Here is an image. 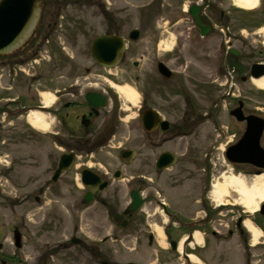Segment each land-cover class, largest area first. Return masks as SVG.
<instances>
[{"label":"flooded vegetation","instance_id":"1","mask_svg":"<svg viewBox=\"0 0 264 264\" xmlns=\"http://www.w3.org/2000/svg\"><path fill=\"white\" fill-rule=\"evenodd\" d=\"M22 1L0 0V23L4 24L8 23V19L12 17H27L28 20L36 18V16L28 15V10L29 14L31 9L41 10V15L34 27L24 32L25 40L20 47L9 54H0V73L5 77L4 87L0 83V88L6 93L0 98V130L12 126L7 118L11 119L14 116L15 120L23 122L26 137L35 139L37 191L40 195L36 202L40 207L45 204L44 199L48 194L52 196L79 195V199L75 200L70 207L73 215L74 212L94 211V218H98L93 220L96 225L101 228H113L110 235L98 239L96 244H91L87 238L76 237L75 234L79 232L82 225V221H78L74 235L67 242L62 244L57 242L51 247H46L41 253L40 264H46V251L52 255L62 253L65 258L63 264H121L118 259L122 254L125 235L143 237L146 231L140 229L142 220L138 219L150 200L144 194L146 180L151 182L154 176L160 177L180 163L181 159L177 152L165 147L197 135L198 126L202 122V117H198L199 98L204 96V90H207L206 94H209L208 90H210L209 82L204 81L205 67L209 68L214 62L221 64L222 68L225 67L232 83L228 96H235L234 86L237 84L244 86V100H237V106L239 102H242L244 118H258L264 125V107L256 106L264 105V90L255 85V81L264 78V36L258 34L264 27V0H259L257 11L245 13L246 35L243 39H236L235 34L228 28L229 46L226 48L223 43L221 49L217 45L207 43L218 36L214 26L218 19V6L214 3L217 0H193L188 10L183 9L195 26L189 29L191 33L189 30L187 33L186 54L181 57L173 52L162 58L159 57L160 33L151 29L150 41L153 45L145 49L150 51L151 68L145 73L141 71L142 61L136 57L139 54L137 46L146 39L144 30L131 29L126 32L125 37L123 36L124 28L119 26L121 23L119 18L146 17V15L149 16V12L156 13V8L161 12L162 8L166 7V0H111V2L110 0H83L81 5L85 9L89 12L95 10V17H103L109 21V27L100 36L119 37L126 42L122 60L117 62L115 68L108 69L94 60L90 54L91 65L85 66L75 56L72 59L66 58L61 53L66 49L62 43H59L60 49L55 52L56 57L53 61V74L36 75L31 78L32 85L28 88V93L33 90L34 83L35 86L30 100L27 98L28 94H23L21 90L26 89V85L23 87L20 84L22 74H25V69L30 63L38 62L36 57L40 55L46 43H49L50 37L58 31L59 19L62 17L60 9L67 4L75 7L82 0H68V2L66 0H30L31 5L24 4ZM138 1L147 5L136 11L130 7L125 9L119 7L123 6V2L128 4L129 2L138 3ZM227 16L229 13L222 12L219 18L228 20ZM196 17L200 26L196 22ZM135 30L139 32L138 42L130 43L129 36ZM75 31L81 33L80 30ZM9 32L7 28H0V36H5ZM227 34L224 32V36ZM253 37L257 39L253 40ZM4 40L8 39L4 38ZM255 43L259 46H254ZM4 47L7 49V46H3L0 42V50ZM141 56L146 57V55ZM128 60L131 61L136 72L133 91L138 100V105L130 103L131 107H128L119 95L116 88L120 86L115 84L130 81V79L124 80L117 72ZM174 63L180 65L183 73L171 67ZM163 68L167 72H164ZM113 71L117 73L113 74ZM211 86L214 88L213 85ZM170 94L183 96L186 103L184 107L188 108L185 115L180 109L176 110L177 107H168L167 97ZM237 106L229 114L234 123L240 126L241 131L239 137L235 138L227 149L234 148L245 131L252 127L248 121L240 123L231 115ZM133 110L135 111L132 112ZM128 112L134 115L131 122L127 121ZM32 119L44 125L45 128L34 129L31 125ZM259 146L264 150V133ZM260 148L250 146L246 150L250 154L258 155ZM165 154L169 155L168 159L162 163L159 162ZM172 161L174 164L171 165ZM133 165H136L140 172L131 178L130 200L123 208V203L119 201L121 190L115 187V183L122 181L124 172ZM161 165L166 167L160 168ZM233 165L237 171L248 174V177L257 178L260 173L264 174L262 168ZM59 170L61 174L57 182L53 183ZM149 171L150 176H145L144 173ZM85 174L88 176L86 182L83 180ZM186 174L182 173L181 177ZM108 191L112 194H107ZM132 192H135L142 201L141 207L135 211L132 210ZM156 200L164 214L176 221L174 228L177 227L181 231H183L181 228L184 230L189 228L192 233L194 228L202 226L205 222L202 219L198 223L186 224L180 218L175 219L176 216L170 213L166 203L157 198ZM258 218L263 219L261 214H258ZM54 223L60 226L62 221L58 219ZM263 227H260L262 231ZM160 229L170 245L167 250L175 256L180 255L178 247L173 250L171 246L173 243L179 245L181 242L179 235L172 231V226ZM155 239L156 236L149 233L147 238L149 248L154 246ZM251 241L248 237L245 239L246 245L253 248ZM0 249H2L1 246ZM184 253L183 255L188 257L187 247ZM249 256H251L250 253ZM1 263L6 264L5 261Z\"/></svg>","mask_w":264,"mask_h":264},{"label":"rangeland","instance_id":"2","mask_svg":"<svg viewBox=\"0 0 264 264\" xmlns=\"http://www.w3.org/2000/svg\"><path fill=\"white\" fill-rule=\"evenodd\" d=\"M66 1L68 2V0ZM192 1L166 0V7L162 8L161 12L156 8V13L149 12V16L146 15V17L130 19L124 16L119 18L121 21L119 26L124 28L123 36L125 37L127 36L126 32L131 29L144 30L146 39L136 48L139 50L136 57L142 61L143 65L142 73L148 72L151 68L150 51L145 50L153 45V42L150 41L151 29L160 33L159 57L162 58L173 54V52L181 57L186 54L188 50L186 46L188 43L187 33L195 26L183 9L188 10ZM123 3V6H119L122 3H118V6L123 9L130 7L134 11L147 5L141 1ZM214 3H217L218 6V19L214 25L218 36L215 39L213 37L207 43L217 45L220 49L221 45L225 43V47L228 48V28L235 34L236 39H243L246 35L244 32L245 16L258 9L250 12L240 10L234 6L232 0H217ZM63 4L65 3L63 2ZM81 4H83V0L79 1L75 7L67 4L60 9L62 17L59 19L58 31L50 37L49 43H46L40 55L36 57L38 62L30 63L25 69V74H22L20 84L23 87L26 85V89L21 90H23V94H28V100L34 94L35 83L32 86L33 90L28 93V88L32 85L31 78L36 75L50 76L53 74V61L56 57L55 52L60 49L59 43H62L66 49L61 51L66 58L72 59L75 56L85 66L91 65L92 42L105 32V29L109 27V21L103 17H95V10L89 12ZM222 12L229 13L228 20L219 18ZM75 30H80L81 33ZM190 30L189 33H191ZM224 32L227 36H224ZM258 34L264 36V27ZM255 39L257 37H253V40ZM254 46L259 45L255 43ZM141 55H146V57L143 58ZM171 67L183 73L179 64H171ZM117 72L124 80L130 79V81L115 84L133 90L136 72L131 61L128 60ZM117 72L113 71V74ZM203 75L204 81L209 82L210 90H208L209 94H206L207 90H204V96L199 98L198 117H202V122L198 126L197 135L165 147L170 151L177 152L181 159L180 163L164 175L154 176L151 182L146 180L144 194L150 200L138 217L142 220L140 229L146 231L143 237L125 235L122 254L118 259L121 264H264V230L261 231L260 228L264 226V219L258 218L257 214L248 213L240 206V196L234 191L229 190L228 194L220 197L222 205L216 202L217 199L213 192L215 186L225 185L224 178L230 174L241 178L247 187L253 186L258 180L253 176L248 177V174L243 171H237L225 158L227 146L239 137L241 131L240 126L234 123L229 113L237 106V100H244L245 87L237 82V86H234L235 96H228L229 88L232 89L230 77L227 76L228 70L226 71V68H222V65L217 62L212 63L209 68L205 67ZM0 83L4 87L5 77L2 73H0ZM5 94V90L0 88V98ZM11 95L14 97L13 93ZM137 101L133 105H138ZM167 101L168 107H177L176 110L180 109L183 115L187 113L188 108L185 109L186 103L181 94H170ZM125 103L131 107L130 103L126 101ZM256 106L264 107V105L258 104ZM132 112L127 114L129 122L134 116ZM7 121L8 123L10 121L12 126L0 130V246L2 247L0 249V264H2L1 261H5L6 264H40L41 253L45 251L46 247H51L57 242L61 244L67 242L74 235L78 221H82V225L79 232L75 234L76 237L87 238L91 244H96L98 239L110 235L113 231L112 227L101 228L93 222L98 219L94 218V211L72 214L70 207L75 200L79 199V195L52 196L48 194L44 199L45 204L40 207L36 202L40 195L37 191L35 139L26 137L22 121L15 120L14 116L11 119L7 118ZM139 172L136 165L130 166L124 172L122 181L115 183V187L121 190L120 200H118L123 203V208L130 200L131 178ZM182 173L187 174L181 177ZM144 175L150 176V171L145 172ZM107 194H112V192L108 191ZM156 198L168 205L170 213H174L176 216L175 219L180 218L186 224L205 220L202 226L193 229V237L198 235L203 240L201 246L193 245L191 229L181 228L183 229L181 231L177 227L174 228L176 221L164 214L162 207L156 203ZM255 202L260 204V199L256 198ZM58 219L62 221L60 226L58 223H54ZM240 220L244 221L243 224L250 222L254 226L255 233H248L243 225L238 228L237 223ZM177 224L180 225L178 222ZM258 225L261 226L258 227ZM169 226H172V231L179 235L181 241L190 237L185 243L187 254L194 255L198 261L188 259L181 254L173 255L171 251L167 250L170 245L165 238V243H161L158 228L166 229ZM15 229H18L23 235V247L20 250L14 246L13 232ZM149 233L156 236L152 248L148 247ZM247 237L252 240L253 248L246 245ZM64 259L62 253L52 255L46 251V264H63Z\"/></svg>","mask_w":264,"mask_h":264},{"label":"water","instance_id":"3","mask_svg":"<svg viewBox=\"0 0 264 264\" xmlns=\"http://www.w3.org/2000/svg\"><path fill=\"white\" fill-rule=\"evenodd\" d=\"M24 4L31 5L30 0H23ZM31 14L36 16V18L33 19H27L26 18H15L12 17L11 19H8V23L4 24L3 22L0 23V28L9 29V33L5 36H0V42L3 44V46H7L5 49L0 50L1 55L8 54L12 52L13 50L20 47V44H22L25 40L24 38V32L32 29L35 25V22L38 20V18L41 15V10L36 11L31 9ZM197 20V19H196ZM199 22V20H197ZM139 32H132L130 34V41L135 43L138 41ZM4 38H7L8 40H4ZM125 51V44L124 41L121 38L118 37H100L98 38L92 46V56L93 58L99 62L101 65L105 67H113L119 62L122 58V55ZM164 72H167L165 68ZM242 104L240 105V108L232 111V116H234L239 122H245L248 121V124H252L251 128H248L245 135L241 139V141L238 143V145L234 148H231L227 151V159L232 162L239 165H252L257 168H262L264 170V150L260 148V143L262 142V135L264 132V125L263 122L256 118H248L245 119L242 114ZM250 146H256L260 148V154L253 155L250 154L246 148ZM169 155H163L159 162L166 161L168 159ZM169 164V163H168ZM168 164L166 166H168ZM171 165L174 164L170 163ZM166 166H160V168L166 167ZM59 173H57L56 178L54 181L57 180V177L59 176ZM88 176L85 174L83 177V180L88 179ZM134 203L132 210H137L140 206L142 201L139 199L138 195L136 193L132 194ZM261 212L264 215V204L261 207ZM14 242L15 246L20 249L22 248V235L19 231L14 232ZM175 245V244H174Z\"/></svg>","mask_w":264,"mask_h":264},{"label":"bare ground","instance_id":"4","mask_svg":"<svg viewBox=\"0 0 264 264\" xmlns=\"http://www.w3.org/2000/svg\"><path fill=\"white\" fill-rule=\"evenodd\" d=\"M233 4L236 8L244 11H251L258 7L259 0H232ZM255 85L259 89L264 90V78L255 81ZM119 95L126 101L127 103H135L137 100L136 93L129 87H117L116 88ZM31 125L35 129H44V125L40 124L36 120H31ZM225 185H217L214 187V195L216 196V202L219 205H222L220 201V197L223 195L228 194L229 190L234 191L236 194L240 196L239 205L242 206L244 209L248 211L250 214H254L258 211L261 204L264 203V175L259 177L258 180L255 182V184L251 187H247L244 183V181L234 176L233 174H230L228 177L225 176ZM260 199V204H257L255 202V199ZM246 230H248L249 233H255L254 226L250 222H246L244 224ZM158 234L159 238L161 239V243L164 244V235L160 228H158ZM195 240L200 245L202 244L203 240L201 237L197 235L195 236ZM190 259L193 261H198L194 255H190Z\"/></svg>","mask_w":264,"mask_h":264}]
</instances>
